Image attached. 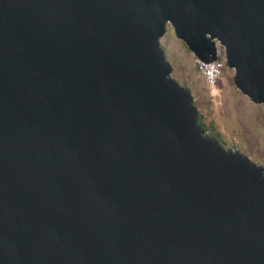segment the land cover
<instances>
[{
	"label": "water",
	"instance_id": "water-1",
	"mask_svg": "<svg viewBox=\"0 0 264 264\" xmlns=\"http://www.w3.org/2000/svg\"><path fill=\"white\" fill-rule=\"evenodd\" d=\"M167 25L264 107V0H0V264H264V169L204 133Z\"/></svg>",
	"mask_w": 264,
	"mask_h": 264
},
{
	"label": "rangeland",
	"instance_id": "rangeland-1",
	"mask_svg": "<svg viewBox=\"0 0 264 264\" xmlns=\"http://www.w3.org/2000/svg\"><path fill=\"white\" fill-rule=\"evenodd\" d=\"M170 76L188 89L204 133L224 148L246 156L264 169V107L251 103L233 86V71L224 67L212 88L198 76L194 57L169 25L160 39Z\"/></svg>",
	"mask_w": 264,
	"mask_h": 264
},
{
	"label": "built area",
	"instance_id": "built-area-1",
	"mask_svg": "<svg viewBox=\"0 0 264 264\" xmlns=\"http://www.w3.org/2000/svg\"><path fill=\"white\" fill-rule=\"evenodd\" d=\"M194 66L198 76L209 88H212L225 67L222 48L216 46V59L212 62L204 63L194 58Z\"/></svg>",
	"mask_w": 264,
	"mask_h": 264
}]
</instances>
